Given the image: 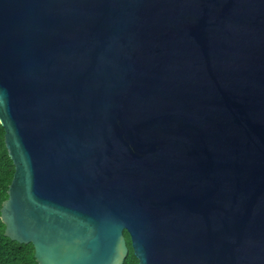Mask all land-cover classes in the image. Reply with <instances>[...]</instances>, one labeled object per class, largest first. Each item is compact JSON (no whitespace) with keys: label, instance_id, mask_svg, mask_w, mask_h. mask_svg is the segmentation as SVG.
I'll return each mask as SVG.
<instances>
[{"label":"water","instance_id":"water-1","mask_svg":"<svg viewBox=\"0 0 264 264\" xmlns=\"http://www.w3.org/2000/svg\"><path fill=\"white\" fill-rule=\"evenodd\" d=\"M0 123L39 264H264V0H0Z\"/></svg>","mask_w":264,"mask_h":264},{"label":"trees","instance_id":"trees-1","mask_svg":"<svg viewBox=\"0 0 264 264\" xmlns=\"http://www.w3.org/2000/svg\"><path fill=\"white\" fill-rule=\"evenodd\" d=\"M15 172V165L9 156L5 143V129L0 123V264H39L32 243H20L5 234L6 225L1 218L2 203L8 197V188ZM129 253L123 264H140L131 244L130 235L125 231Z\"/></svg>","mask_w":264,"mask_h":264}]
</instances>
